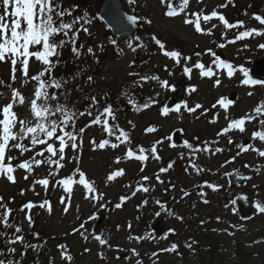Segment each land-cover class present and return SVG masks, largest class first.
I'll list each match as a JSON object with an SVG mask.
<instances>
[{
  "label": "rangeland",
  "instance_id": "obj_1",
  "mask_svg": "<svg viewBox=\"0 0 264 264\" xmlns=\"http://www.w3.org/2000/svg\"><path fill=\"white\" fill-rule=\"evenodd\" d=\"M144 2L146 7L145 14H147L154 23V27L158 32L157 37L167 43L165 46L168 47L169 50L181 49L180 51L182 54L192 56V64H194L197 59H200L206 66L210 65L213 57L207 53L208 48H211L214 51H219L223 56V59L232 62L235 66L238 67L244 65L248 69L257 58L264 55V49H261L262 51L257 49L259 43H264V37H261L256 41L246 40L240 45L228 47L227 49L219 48L217 45L219 42L221 43V35H219L218 31L223 28V25L220 24L218 20H213L208 25L202 24V27L204 28L210 27L212 23L217 24V27L213 30V35L205 36L196 33L192 25H185L183 23L184 19L188 18V14H190L188 7L185 10L184 16L178 15L169 18L165 16L166 4L162 5L160 0H145ZM123 3L131 11V6L128 4L127 0H123ZM142 3L143 0H137V4L142 6ZM192 3L195 4V9L192 12H198L203 9L205 13H210L213 9H216L224 14L229 21H235L237 19L244 20L248 23L247 26H257L256 21L252 19L253 14H264V0H233V3L228 4L226 8H218L219 5L225 4L226 0H202V2L193 0L189 5ZM90 8L91 11L89 12V15H92V10H95V7L94 5H91ZM245 13H247V15H245ZM92 20L93 22L91 26L95 27V29L96 27L99 29L102 28V23L98 22L94 16H92ZM140 25L141 27H144L145 23ZM232 35H234V33ZM97 37H102L100 38L101 40H97V47L100 43L105 41L109 42V40L113 39L110 38L109 33L106 30L100 32ZM213 41H215V43H213ZM244 44H248L249 47L243 49ZM117 45L120 49H123V55H119L118 58L111 59L107 62L100 63L103 66L101 77L105 78V80L101 79L102 92H113L118 89L123 83L124 77H126L129 72L128 65L131 63V53L128 56L129 49L127 48V43L126 45H121L120 42L117 41ZM197 45H199V47H197ZM195 52H201V57L197 58L194 55ZM105 55H107V53H105ZM94 60H96V57H89L88 65L90 67L93 66ZM164 63L165 64H163L162 59L157 63V66L161 67L159 76L161 79L166 78L168 80L169 87H158L157 90H153L152 93V96H155L157 93L160 94L161 97L159 104L154 107V109L145 112L138 118L134 117L135 121H138L140 124L138 129L134 128L130 130V126L128 127L126 124H124V126L131 131V135H129L135 148L140 145L149 148V146L156 140L161 139L160 137L171 135L178 129L182 130L179 131L183 136L182 138H187V140L195 137L197 134H199L205 141L218 140L219 143L215 145V147L222 146L224 149L222 153L212 155L211 153L202 152L203 154L197 155V163L205 169L203 173L197 175L190 168L188 169V172L185 171L188 167L187 154L181 159L180 154L175 156L176 152L175 155L170 157H167V154L161 153L163 144H167V142L158 146L161 161H155L149 157V160L142 164L140 161L133 158L121 160V162L117 164L115 163V158L117 156L123 157L126 153L125 149L127 146L122 144L121 147L123 148V151L120 152H115L110 147H106L104 150H94L91 140L95 139L96 142L99 143L102 139H105V132L102 130V126L92 125L91 127L86 128L81 149H78L75 153L69 151L68 154H66L65 167L60 170L59 175L56 178H50L47 192H45L43 187L39 185H35V190H32L33 180L46 177L49 171L47 166H41L36 168L34 172L29 175L28 180L23 179L27 173H25L24 170L18 169L15 173L18 183L15 185L7 180L0 179V196L4 197L5 202L11 201L10 207L15 210V223L21 225L24 229L26 228L27 223L23 221V216L20 217L17 215L18 213L16 210H19L20 205L29 201L36 204L37 206L31 210L30 214L33 217L35 215H40L41 221L46 225L44 231L47 233L51 232L47 236L49 243L51 240H54V237H64L70 241L71 245H78L79 247L76 248V252L80 257L79 264H101V261L105 264L104 261L107 262V259H101L99 256L103 251L110 253V250L105 248L104 250L100 251L99 249V251H97V247L93 245L92 242L93 238L89 240V244L86 245V241L91 237L89 229H92V227L94 228L97 217L100 216H108V218H106L107 221L102 229L99 228L97 234L99 232V234H106L109 237L108 241L110 242L111 247L113 241L124 246L122 250L117 248V251L122 252L124 249L131 251L126 259L120 261L121 263H116L112 254L109 261L110 264H137L138 260L141 261V264H154V262L155 264H239L241 259L236 251L237 244L248 254L246 264H264V214L258 213L253 207L255 205V199L257 198V188L253 186L261 183L264 184V157H259L257 153L251 149L236 156L237 152L240 151V149L236 147V144L244 146L253 144L255 147L264 150L262 146L263 144L261 145L258 143V140L252 139V133L259 127L258 120L252 122L246 121V130L244 133L239 132V130H232L230 133L223 136L224 138H219L216 135V133L226 127L229 122L224 119L226 114L229 115L230 119H236L244 116L245 113L252 112L264 96V86L243 85L241 84V80L244 77L241 73L237 72L232 78H228L226 70H219L218 75L222 82L217 87L214 86L216 79L215 76L212 78H201L198 69H193L191 78L186 76L182 70L183 61L180 66H176L174 60L166 58ZM165 66H167V68ZM0 67L3 68L4 65L0 64ZM213 67L215 68L214 65ZM169 73H171V75ZM176 77H179L177 79L183 78L185 81H189L191 88L185 92L180 111H171L169 115L165 117L161 115L160 110L163 103L173 93L172 87L177 81ZM193 87L196 88L195 92L191 91ZM32 89L33 87L31 86L21 89L20 91L27 97ZM250 91L253 93L252 96L248 95ZM232 92L235 93L236 98L231 105H228L227 110H225L217 103V101L220 98H227ZM10 99L11 92L9 89L6 93L0 96V107L10 102ZM71 100L72 99L70 98V101ZM116 100L117 98L112 101L114 108L117 107V104L115 103ZM185 103H187L189 107H194L196 103H200L203 108L197 109L195 113L190 114L183 108ZM213 104H216V108L212 107ZM77 108L83 109L80 105H77ZM204 108L209 111L206 115L201 116L200 113ZM14 111H16L18 115L23 116L26 110L24 106H20L19 108H14ZM217 112L219 113L217 122L215 124L209 123V120ZM90 119L91 117L84 116L80 118L78 125L85 126ZM153 125L156 126L158 130L154 133H145V129ZM229 136L232 140H235L231 145L227 144ZM242 142L245 144H242ZM15 153L16 152L13 151L12 154L15 155ZM33 154L34 152L25 153L24 157H21L20 159L30 158ZM73 156H79L78 165L76 160L72 159ZM233 156H236L234 161L231 163H225ZM170 161H175L174 166L168 173L160 174L161 179L165 181V183L161 185L155 181V173L158 172L160 167L167 166ZM222 164L224 167H221ZM246 164L249 165V167H245L244 165ZM177 165L180 167L179 169H177ZM77 166L85 172L87 178L96 181L97 190L98 192L104 193V199L98 203L86 200L84 198L86 189H84L82 185H74L71 207L69 208L68 213L65 214L63 211L64 205L60 203V198L61 196H64L65 203L67 204L68 195L63 191L61 186L55 185V180L70 175ZM142 166H144L145 170L141 173L140 168ZM257 167L260 168L258 173L255 171ZM236 168H240L242 175L246 174L247 171L243 170V168L249 169L250 173L258 175L255 178L249 180L246 179L245 183L240 187L226 190L227 184L235 174L233 172H235ZM117 169H124L125 174L122 177H117L114 181L106 183V177L112 171ZM145 175L152 177L150 182L145 183H150L155 188V191L149 193L138 192L135 197L124 202L120 209H116L115 204L120 202L119 198L127 193L130 194L135 189L136 181L141 176ZM76 178L78 179V176ZM205 181H211L215 185H219V188L216 191L209 190L210 197L207 199L209 203L205 204L208 208L200 207L197 204L198 201L196 200L201 199V196L195 197L190 195L187 198L180 199L182 195L181 192L177 200L172 199L174 208H170L176 214L180 215L186 209L190 211V208H187L185 204H183L184 200L186 202L188 201V205L191 207V214L193 215L192 222H189L190 226L188 228L183 227L185 232L184 253L187 250L185 244L190 237L188 231H190L191 227L195 225V222L193 221L196 214L205 215L208 211L216 208V201L223 199L225 196V202L227 201L226 203L228 205V212H226V214L213 225L215 231L213 230L210 237L208 236V239L213 242V244L209 246L212 251H201L200 257L202 260L195 257V255L192 256L191 254H188L183 259H179L178 257V259L175 260V263L172 262L174 258L170 257L169 252L160 251L161 249H165L169 243L179 244L177 241L171 239L172 232L170 231L165 234L167 235L170 233L169 237L165 240L161 239L158 241L156 238H147L148 244H143V242H139L140 240L129 239V236L156 237L154 223L161 221L163 223V217H165L168 224L172 227H177L178 230H182V224L179 225L180 220L175 218V216L169 217L166 213H161L159 217L154 215L155 212L160 211L159 206L154 203V200L159 199L162 201L164 197H166L165 189L169 187V185L166 184L173 182L175 183L176 188L179 189V187H181L188 190L194 188V186L203 185ZM129 184H131L132 187H125V185ZM21 190H24L23 195L20 194ZM203 191L207 193L205 188ZM241 193L246 195L249 205L252 208V216L246 221L239 219L236 205L235 203H232V201L236 200L237 195ZM45 199H48L51 202V214L47 211V206L39 212L40 207L38 205ZM144 199H148L149 204L143 208H138V205H140ZM101 205H106V207H101ZM193 205H195V207H193ZM77 206H79V211H77ZM175 206H177L176 210ZM219 210L224 213V210H221V207ZM28 214L29 212H26V215ZM93 214H95L96 219L88 220V217ZM77 216H79V219H77ZM137 216L140 217L139 220L136 219ZM85 220H88V226L85 227L86 231H81H85V235L88 236L87 240H85L78 232L75 234L72 232L73 228H78L79 224ZM129 222H131L132 225L131 229L128 228ZM117 226H119V228H117ZM148 231L155 232L154 236H152L151 233L147 236L146 233ZM229 232L233 234L229 235ZM197 239L198 240L194 244L196 248L200 236L197 237ZM191 240L193 241L194 238ZM0 249H5L3 238H0ZM85 249H89V251H85ZM153 252L158 253V257L152 256ZM43 253L47 256L51 252L44 250ZM15 255H17V252ZM177 256L178 255H175V258H177ZM158 261H160V263H158Z\"/></svg>",
  "mask_w": 264,
  "mask_h": 264
},
{
  "label": "snow or ice",
  "instance_id": "obj_2",
  "mask_svg": "<svg viewBox=\"0 0 264 264\" xmlns=\"http://www.w3.org/2000/svg\"><path fill=\"white\" fill-rule=\"evenodd\" d=\"M130 6L136 5L137 0H127ZM202 2V0H201ZM162 5L166 4L167 11L165 16L172 18L176 17L182 13H185L190 0H160ZM233 0H226L225 4H221L218 8H226L228 4H232ZM76 5L65 7L63 0H0V63L10 62L11 64V83H6L3 79H0V86H4L10 89L11 99L10 102L0 107V179L7 180L11 184L15 185L18 183L15 173L17 170H24L27 173L23 179L28 180L29 175H31L36 168L41 166H47L49 169L47 176L44 178H38L33 180V191L35 190V185L42 186L45 192L48 191L50 178H56L62 168L65 167L66 161V149H71L74 153L82 147L83 135L87 127L92 125L102 126L103 131L107 134V137L115 139L116 142H112L110 139H102L99 143L95 139L91 140L93 149L104 150L106 147L111 149H117L122 144L128 145V149L123 157L117 156L115 158V163L119 164L121 160L135 159L142 164L149 160L151 157L155 161H161V156L157 152V145H162L165 140L172 141L173 135H168L163 139L156 140L150 148H146L142 145L136 148L131 147L132 141L129 132L126 131L117 122V109L111 103H105L103 108L99 107L100 100L97 96L90 95L85 96L84 99L88 100L89 103L86 108L80 110L76 107L74 103L70 101L71 91L67 88L69 81L67 79L57 78L55 76V69L62 63L61 57L63 50L66 47H70V52L75 60H79L81 56L90 55L96 57V63H99V58L97 57V51L94 46H87L85 43L80 42V35L83 33L85 36L91 38L93 36L90 31V26L92 25V18L85 11L82 14H75L77 10ZM135 12V8H133ZM247 15V13H245ZM126 22L131 26H138L142 23L151 24L152 21L144 17L138 16L136 14H130L126 16ZM214 19L218 20L220 24L223 25L224 32L221 34V38L225 39L224 43L217 45L219 48H224L228 44H235L237 41H244L250 38L264 37V14H253L252 19L258 22L256 26H246V21L237 19L235 22H230L224 14L216 9H213L210 13H205L203 9L198 12H192L188 14V18H185L183 23L185 25H192L194 31L198 34L205 36H212L213 30L217 27V24L212 23L210 27L204 28L203 25H208ZM239 30L238 34L234 36L233 39H226L228 32L231 30ZM59 37V39H57ZM96 40L99 37L95 38ZM151 40L154 41L155 45L158 46L160 52L167 58L174 60L176 66H180L183 61V73L191 78L193 69L199 70V75L201 78H212L216 77L214 86H219L221 84V79L219 78V70H226L228 78H232L237 72L243 75L241 84L243 85H260L264 86V80L253 79L250 75V70L244 65L235 66L232 62L225 59H221L217 53L211 49H207V53L210 54L214 59L211 64L206 66L205 63L197 59L194 64L189 65V61L192 60V56L184 55L180 50H167L165 43L158 39L155 35L151 36ZM141 41L140 36H136L134 40H129L127 42V48L131 50L132 53H136L138 49H144L146 47L145 43ZM109 43L116 47L117 54L123 55V49H120L117 45L115 39L109 40ZM215 43V41H213ZM99 50L104 51V45L99 44ZM199 47V45H197ZM248 44L243 45V49H247ZM259 49H264V43H259L257 45ZM241 49V50H243ZM194 55L199 58L201 57V52H195ZM35 60L39 62L42 67L35 74L30 72V61ZM135 64L133 60L128 67L132 68ZM215 66V68L213 67ZM167 68V66H165ZM84 69H78L76 74L73 76L75 79L79 76ZM17 72H20L22 76V86L27 85L29 82H35L34 89H32L29 95L26 97L19 89L12 87V84L17 81ZM128 76L139 77L138 80L133 81L131 87L142 86L143 83L149 80L159 81L161 86L168 88V81H161L156 75L146 76L141 75L134 71H129ZM171 75V73H169ZM87 83H94V77L92 75L87 76ZM77 91H82L79 86L76 87ZM192 92L196 91V88L191 89ZM2 95V94H0ZM127 99V103L132 105L133 108H148L150 105L145 103L143 105H138L137 100L130 94L128 90H124L121 93ZM249 96L253 93L250 91ZM107 96V94H105ZM156 103V101H152ZM225 110H227L228 105H231L233 101L227 100L226 98H220L217 101ZM17 106H24L25 114L20 116L14 111ZM181 105H176L174 109H170L167 105L161 108V115L168 116L171 111L179 112ZM216 108V104L212 105ZM183 108L188 113H195L197 109L203 108L200 103H196L194 107H189L187 103L183 105ZM209 110L204 108L200 113L201 116L206 115ZM95 112V115H94ZM88 116L91 117L90 121L85 126L78 127V121L80 118ZM219 113L217 112L210 120L209 123L215 124ZM224 119L229 121L227 126L224 127L220 132H217V137L225 136L232 130H239V132H245V124L247 122H252L258 120L259 130L252 133V139L258 140L259 142H264V100L260 101L259 104L252 110V112L245 113L244 116L236 119H230L229 115H225ZM111 121V123H110ZM131 124V121H129ZM134 127V125H133ZM158 129L156 126H149L145 129V133H154ZM182 131V130H177ZM195 139H198L195 138ZM219 143L218 140L204 141L203 147L197 145L194 146L193 143L185 140L181 147L188 150V167L185 169L188 172L190 168L197 175L203 173L205 169L197 163V153H211L215 155L216 153H222L224 151L221 147H213ZM228 144H233L232 138L228 137ZM172 148L178 145L174 142L169 145ZM236 147L240 149L236 156H239L242 152H247L249 149L256 152L259 157H264V150L255 147L253 144H248L247 146L236 144ZM18 152L17 155H13V151ZM34 152L30 158L19 159V157H24L25 153ZM233 156L229 161L225 163H231L236 159ZM185 153H180V158L183 159ZM73 160H76L77 165L79 164V156H73ZM15 161V163H13ZM175 161H170L167 166H162L159 168L158 172L155 173V181L161 185L165 183L161 179L160 174L168 173L174 166ZM249 167V165H244ZM221 167H224L222 164ZM145 168L142 166L140 172H144ZM257 173L260 168L255 169ZM125 174L124 169H117L112 171L106 177V183L114 181L117 177H122ZM230 175V174H229ZM78 176V179L76 178ZM242 179H251V177H243ZM152 177L141 176L136 181L135 189L130 193V195H122L119 199L120 202L115 204L116 209H120L124 202L135 197L138 192L149 193L154 192L155 188L150 184L145 182H150ZM55 185H59L63 188V191L68 195V202L65 203L64 196H61L60 203L64 205V213L67 214L69 208L71 207V199L73 193L74 185H82L86 189L84 198L86 200H91L94 203L104 199V193L98 192L97 184L95 180H90L87 178L84 171L77 166L74 171L61 179L55 180ZM54 185V186H55ZM207 187L216 191L219 185L204 182L203 185H198V187ZM125 187H132L131 184L125 185ZM176 185L174 183H169V188L165 189V192L175 189ZM253 187H256L255 185ZM181 197L183 199L191 195V193L183 188H181ZM21 195L24 194V190H21ZM200 196H206L204 191L200 192ZM173 200H177L175 196L172 197ZM178 202V201H177ZM203 203L207 204L209 201L207 199L202 200ZM9 202H5L4 197L0 196V238L4 239L5 249H0V264H22L23 258L27 254V250L31 249L33 252L39 255L40 251L44 248L46 241L44 243H32L26 239L22 226L17 225L14 222L13 213L14 209L9 206ZM154 203L159 206L160 211L154 213L155 216L159 217L161 213H166L169 217L175 216L178 220H183V217L176 214L173 210L166 206V203H162L161 200L155 199ZM234 204L235 201H232ZM149 204L148 199H144L138 208H143ZM37 205L29 201L23 204L20 208V212H24L25 209L29 211L26 215V219L31 228L34 221L30 214L31 210ZM41 209L47 206V211L49 214L52 212L51 202L45 199L42 203L38 205ZM228 205L226 204L225 207ZM101 207H106V205H101ZM195 207V205H193ZM255 209L258 213L264 214V202L256 201ZM77 211H79V206H77ZM79 219V216H77ZM96 219L95 214L88 217V220ZM140 219L139 216L136 218ZM218 221L220 217L216 218ZM85 220L79 224L78 228H73V234L79 233L85 240L88 236L85 235V225L88 223ZM204 221H201L203 225ZM131 222L128 223V228L131 229ZM235 227V226H233ZM119 228V226H117ZM85 230V231H81ZM215 231V229H213ZM174 233V230H169ZM229 235L233 233L229 232ZM31 235L39 240V233H31ZM93 238L98 241V243L103 246L108 244L109 237L104 234L93 233ZM154 238V237H152ZM165 237H161L164 239ZM129 239L142 240V236H129ZM196 241L186 242L185 246L192 248ZM22 245L24 251L20 253V259L15 258L17 248L15 245ZM61 249V259L66 260L71 264L73 261V256L67 253V246L65 244L58 245ZM178 249L177 243H171L170 247L161 249L162 252H176ZM89 251V249H85ZM103 258V253L100 254ZM158 253L153 252L152 256H157ZM48 264H54V258L49 257ZM137 264H141V261H137ZM155 264V262H154Z\"/></svg>",
  "mask_w": 264,
  "mask_h": 264
},
{
  "label": "water",
  "instance_id": "obj_3",
  "mask_svg": "<svg viewBox=\"0 0 264 264\" xmlns=\"http://www.w3.org/2000/svg\"><path fill=\"white\" fill-rule=\"evenodd\" d=\"M129 15L121 7L120 0H104L102 5L99 7L98 16L100 19L110 28L112 34L120 37L122 41L127 38H133L134 27L128 25L126 22V16ZM251 75L255 78L264 80V58L257 60L251 70ZM188 84L180 85L178 83L175 86V94L167 102V106L171 108L173 105L180 103L184 90L188 88ZM175 142L179 144L177 139V134L175 135ZM243 179L240 176H235L231 182V186L242 184ZM239 209L241 212V217L246 219L249 217V211L244 203L243 196L238 199ZM122 256H119L121 258Z\"/></svg>",
  "mask_w": 264,
  "mask_h": 264
},
{
  "label": "trees",
  "instance_id": "obj_4",
  "mask_svg": "<svg viewBox=\"0 0 264 264\" xmlns=\"http://www.w3.org/2000/svg\"><path fill=\"white\" fill-rule=\"evenodd\" d=\"M70 2L71 3L69 4V6L76 5V6L79 7V6L85 5V8H86L87 5H88V2L86 0H73V1H70ZM147 30H149V32H151L152 31V26H150L149 29H147L146 27L145 28L144 27H139V29H138L137 36H140L141 37V41L143 43H145L146 47L144 49H138L137 52L134 53V57H135L134 58V61H135L134 67L144 68L146 70V72L148 73V74H144V75H146V76H152V75H156V74L153 73V72H151L150 67H147L146 62H151L152 59L157 58V52H155V49H154V47L152 45V40L151 39H148V37H146V35L144 33V32L149 33ZM149 81H151V82H157L156 80H149ZM149 81L146 82V83L148 84ZM142 85H143V87L140 88V89H143V88H145L147 86L145 83H143ZM138 90H139V88H137V90L134 91L133 97L139 103V102H142L143 98H141V99L139 98V96H138V94H139ZM27 240L29 242H32L33 243V237L31 235L30 236H27ZM199 246L201 248L202 247H205L206 246V242L204 240H201ZM22 251H24V249H22ZM40 257H41V254L40 253L37 256V253L33 252L31 249H28L26 256L23 258L22 264H39L42 261L40 259ZM240 257L242 259V264H245V261H246L245 260L246 253L243 252V251H241V256ZM17 259H20V255H19V257ZM104 262H105V264H108L106 261H104ZM101 264H104V263L101 261Z\"/></svg>",
  "mask_w": 264,
  "mask_h": 264
},
{
  "label": "bare ground",
  "instance_id": "obj_5",
  "mask_svg": "<svg viewBox=\"0 0 264 264\" xmlns=\"http://www.w3.org/2000/svg\"><path fill=\"white\" fill-rule=\"evenodd\" d=\"M101 38H102V37H101ZM179 50H181V49H179ZM129 54H130V53L128 52V56H129ZM189 85H191V84L189 83Z\"/></svg>",
  "mask_w": 264,
  "mask_h": 264
}]
</instances>
